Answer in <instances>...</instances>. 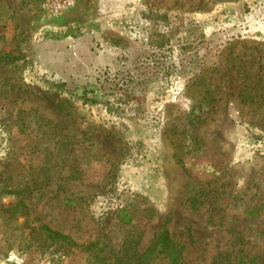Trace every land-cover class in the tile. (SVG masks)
I'll return each instance as SVG.
<instances>
[{"label":"rangeland","instance_id":"rangeland-1","mask_svg":"<svg viewBox=\"0 0 264 264\" xmlns=\"http://www.w3.org/2000/svg\"><path fill=\"white\" fill-rule=\"evenodd\" d=\"M47 1L0 0V264H132L161 228L259 264L264 0Z\"/></svg>","mask_w":264,"mask_h":264},{"label":"trees","instance_id":"trees-1","mask_svg":"<svg viewBox=\"0 0 264 264\" xmlns=\"http://www.w3.org/2000/svg\"><path fill=\"white\" fill-rule=\"evenodd\" d=\"M250 94L247 92L244 94V99ZM26 191L21 190L17 185L4 183L0 185V193L5 195H11L14 197H19L24 194ZM21 202V199L18 201ZM20 203H16L9 208V210L16 211ZM264 207V204H259L248 208L246 211V217L251 218V216L259 215L260 209ZM122 223H129L131 218L127 214H122L119 217ZM44 231L47 239H50L51 243L55 242L57 239L66 238L63 234L51 230L48 227H44ZM185 246L179 242H176L173 237L169 234V231L166 228H161L153 236L150 245L139 254L131 256L132 264H154L158 260H166L167 264H184L182 262V256ZM129 258V259H130ZM233 259L231 258L230 253H217L214 255L209 264H232ZM128 264H131L128 262ZM259 264H264V259H261Z\"/></svg>","mask_w":264,"mask_h":264},{"label":"built area","instance_id":"built-area-1","mask_svg":"<svg viewBox=\"0 0 264 264\" xmlns=\"http://www.w3.org/2000/svg\"><path fill=\"white\" fill-rule=\"evenodd\" d=\"M74 4H75V0H49L47 1V7L49 8V11L55 15L72 8Z\"/></svg>","mask_w":264,"mask_h":264}]
</instances>
